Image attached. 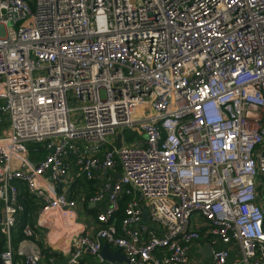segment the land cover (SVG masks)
Returning <instances> with one entry per match:
<instances>
[{
  "label": "built area",
  "instance_id": "2783aa9c",
  "mask_svg": "<svg viewBox=\"0 0 264 264\" xmlns=\"http://www.w3.org/2000/svg\"><path fill=\"white\" fill-rule=\"evenodd\" d=\"M259 176L264 0H0L3 264H43L40 239L66 264H107L106 245L127 264H199L195 246L264 264ZM74 185L108 202L93 233Z\"/></svg>",
  "mask_w": 264,
  "mask_h": 264
},
{
  "label": "crops",
  "instance_id": "0c3cea01",
  "mask_svg": "<svg viewBox=\"0 0 264 264\" xmlns=\"http://www.w3.org/2000/svg\"><path fill=\"white\" fill-rule=\"evenodd\" d=\"M255 185H256V192H257V203L260 207L264 208V176H259L255 181ZM81 188H82V192H80L78 190V185H74V187L72 189L74 197L78 203L77 210H76L77 218H78V221L83 224L86 233H93L95 226H96V225H94L96 214H97L99 209L105 208L107 206L108 202H107V200H104L98 204L90 203L89 197H90V193H92L94 191L93 186L90 185L89 188H86V190L83 187H81ZM87 194H89V195H87ZM36 214H33L34 225H35ZM16 234H15V238H16ZM15 238H14V240H15ZM39 242L43 243L45 248L49 252V257H45V255L42 254L44 257L43 264H46L48 262V260L50 258H52L53 256H55L57 258V264H66L68 256L62 257V255H60V254H55L54 253L55 251H53L51 248H49L47 246V243L44 239H40ZM230 249H233V252L235 250V251H237V253H239L238 249L234 245L231 246ZM108 251H109V253L115 252L112 249H108ZM201 251H202V249H200L199 246H195L192 249L191 256H192L193 260H195L193 262L199 263V264H210L211 263V257L210 258L204 257L202 255ZM236 256H238V255L233 254L230 257V259L228 260L227 264H233L235 259H236ZM203 260H205V261H203ZM94 263H95V260H85L82 264H94ZM15 264H19V263L15 262ZM107 264H109V263H107ZM115 264H121V263H115Z\"/></svg>",
  "mask_w": 264,
  "mask_h": 264
},
{
  "label": "trees",
  "instance_id": "16d2710c",
  "mask_svg": "<svg viewBox=\"0 0 264 264\" xmlns=\"http://www.w3.org/2000/svg\"><path fill=\"white\" fill-rule=\"evenodd\" d=\"M33 148V146L31 147ZM21 202L25 207V214L23 216V221L21 222L22 224L25 222H29L32 224V226H34V218H33V214H36L37 211L39 210V206L38 204H36V202L28 195V193L26 191H24V189H22V194H21ZM121 216V214H120ZM16 236H18V238L14 240V244L15 246H17L19 244L20 241L24 240L25 237L23 236L22 232L19 231ZM31 240L34 241V239L32 238ZM39 248L41 249L42 254L45 255V257H49V252L48 250L45 248L44 244L39 242L37 243ZM6 249V245H5V239L2 235H0V253L3 252V250ZM16 263L22 264V261L17 257L16 258Z\"/></svg>",
  "mask_w": 264,
  "mask_h": 264
},
{
  "label": "water",
  "instance_id": "95a60500",
  "mask_svg": "<svg viewBox=\"0 0 264 264\" xmlns=\"http://www.w3.org/2000/svg\"><path fill=\"white\" fill-rule=\"evenodd\" d=\"M1 220H2V215L0 213V223H1ZM143 222L144 223L148 222V215H147L146 211L143 214ZM201 253L204 257L210 258L211 257V248L209 246L205 247L204 249H202ZM101 256L110 264H115V263H126L127 264V263H129L128 258H126L119 250L115 251L114 253H109L107 245L103 248ZM0 264H3L2 260H1V256H0Z\"/></svg>",
  "mask_w": 264,
  "mask_h": 264
},
{
  "label": "rangeland",
  "instance_id": "374dc122",
  "mask_svg": "<svg viewBox=\"0 0 264 264\" xmlns=\"http://www.w3.org/2000/svg\"><path fill=\"white\" fill-rule=\"evenodd\" d=\"M69 107H70V109H77L78 104L75 101H72V102H70ZM145 111L146 110L144 108H138L137 107L133 110V115L139 118V117H142L144 115ZM79 118H80V114L78 112L72 114V120L74 122L76 121V122H80L82 124V121H80ZM125 135L127 138H130V137L134 136V132L127 131ZM17 238H18V236H16V239ZM203 261H205V260H203Z\"/></svg>",
  "mask_w": 264,
  "mask_h": 264
}]
</instances>
